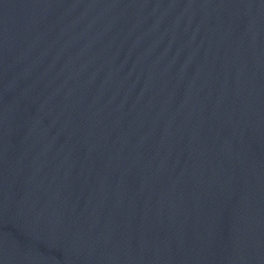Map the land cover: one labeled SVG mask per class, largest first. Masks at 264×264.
Listing matches in <instances>:
<instances>
[{
    "label": "water",
    "instance_id": "water-1",
    "mask_svg": "<svg viewBox=\"0 0 264 264\" xmlns=\"http://www.w3.org/2000/svg\"><path fill=\"white\" fill-rule=\"evenodd\" d=\"M0 264H264V0H0Z\"/></svg>",
    "mask_w": 264,
    "mask_h": 264
}]
</instances>
